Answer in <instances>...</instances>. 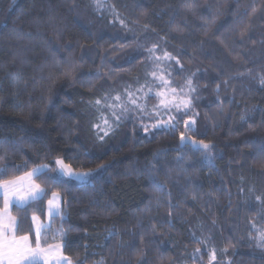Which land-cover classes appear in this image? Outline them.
<instances>
[{
    "label": "trees",
    "instance_id": "16d2710c",
    "mask_svg": "<svg viewBox=\"0 0 264 264\" xmlns=\"http://www.w3.org/2000/svg\"><path fill=\"white\" fill-rule=\"evenodd\" d=\"M151 50L193 81L191 109L174 131L131 122L99 139L105 96L144 83ZM261 76L264 0H0V179L57 158L111 162L88 184L50 187L19 234L33 213L47 222L56 191L67 204L47 242L73 264H264L252 238L264 229ZM193 140L214 145L211 160Z\"/></svg>",
    "mask_w": 264,
    "mask_h": 264
},
{
    "label": "snow or ice",
    "instance_id": "6c2138e0",
    "mask_svg": "<svg viewBox=\"0 0 264 264\" xmlns=\"http://www.w3.org/2000/svg\"><path fill=\"white\" fill-rule=\"evenodd\" d=\"M191 7V5H188ZM255 11V9H253ZM243 36L244 33L241 32ZM168 57V53L164 54ZM159 59V58H157ZM177 63L179 61L177 60ZM155 76V73H153ZM162 79V78H161ZM164 84L167 86L168 81L164 80ZM189 91H195L192 88V80L186 81ZM260 84L264 86V76L260 77ZM182 92L183 89H180ZM173 96L171 100L166 98L164 92L157 93V96L163 97L160 99L158 105L154 106V111L159 115L162 111L171 112L172 108L176 109L179 113L182 108L188 109L191 100L179 98L177 102L178 94L176 89H172ZM129 103L135 108H140L143 112L144 108L137 103V99L132 92H128ZM105 105L112 109V114L115 117L117 126L121 119V116L129 111V108L120 103L121 96L118 94L114 97L115 104L108 100L105 96ZM97 106L101 105V100H96ZM116 109H120L117 113ZM184 114H187L186 112ZM243 119V117H242ZM105 125H108V120L105 118ZM179 123V117L177 115H171L168 120L162 118L151 125L154 129L172 130L174 131ZM194 121H184L186 131H194L192 125ZM96 127H99L98 125ZM110 128L111 126L108 125ZM145 131H148L147 126ZM108 132L105 131V136ZM103 140V137H99ZM181 142L185 143L188 141V137L181 133ZM193 145H198L204 150V155L208 160H211L212 149L214 145L211 143H204L203 141H192ZM2 159V157H0ZM75 159V157H73ZM182 159V157H181ZM111 166V162H105L97 165L96 168L87 170L74 169L70 164L65 163L64 158H57L55 160V167H50L49 163H41L33 166L30 170L23 173L20 176H13L8 179H0V196L3 199V207L0 208V264H73V261L67 256L63 255L62 248L63 243L49 244L47 242V236L49 231L52 230V223L56 217L61 218V228L64 221V208L67 202L63 199L59 192L53 191L51 198L47 201V212L49 221L44 223L40 220V217L33 213L31 217V225L24 234H19L22 231L21 224L22 220L27 219V210L30 206L38 204L48 194L49 188L55 185L63 184L66 187L71 183L77 184H88L95 180L100 174L106 172ZM27 167V163L24 165H16V171H20L21 168ZM8 170L6 166H0V178L7 176ZM43 178L44 184L47 187H42L41 184L36 183V180ZM156 187L160 188L162 185L157 184ZM257 199H261L257 197ZM10 206L17 208L19 211L25 213V216H13L10 212ZM264 219V217H261ZM252 228L255 230V235L252 236L256 240V246L264 250V229L257 228L255 224H252ZM34 233V240L32 234ZM53 239H55L56 232L52 233ZM63 236V233H61ZM203 243V242H201ZM197 252L200 249L196 250ZM211 259H215V252L213 251ZM77 264L82 262L77 261ZM98 264H104L103 261Z\"/></svg>",
    "mask_w": 264,
    "mask_h": 264
},
{
    "label": "rangeland",
    "instance_id": "374dc122",
    "mask_svg": "<svg viewBox=\"0 0 264 264\" xmlns=\"http://www.w3.org/2000/svg\"><path fill=\"white\" fill-rule=\"evenodd\" d=\"M94 3L97 7H101L105 3V0H94ZM148 61L150 66L145 75L146 81L136 88L131 87L128 90H125L123 94L117 93V95L119 94L121 96L120 103L125 104L129 108V111L121 116V119L118 122L119 126H117L115 117L112 114V109L108 108L106 105L100 107L101 109L99 110L100 113L98 117L99 127H95L100 136L105 137V131H107L109 135L112 133L114 128L123 125L128 126L131 122H133L144 134H149L151 132L162 130L151 127L153 123L158 122L161 118L166 121L171 115H177L179 117V115H185L184 113H188V110L191 109L193 104L192 96L195 95V91L188 90L186 81L190 78L183 76L182 67L179 63H177V61L169 55L168 57H165L164 54H158L154 50L150 51ZM153 73H155V76H153ZM176 73H179L178 75H181V77H177ZM164 80L169 82L167 86L164 84ZM192 88L196 90L195 85H193V81ZM172 89L177 90V102H179V98L191 100L189 108H182L179 113L176 112L175 108H172L171 112L162 111L159 115H157L154 111V106L158 105L160 99L163 98L157 96V93L164 92L166 94V98L171 100L173 96ZM180 89H183V91L181 92ZM128 92L134 93L135 97L138 98L137 103L144 108L143 112L140 111V108H135L131 103H129ZM114 97L110 101L113 104L116 103ZM116 112L119 113L120 109H116ZM105 118H107L108 125L111 126L110 128L108 125H105ZM146 126L148 128L147 132L145 131ZM0 199H2V196H0ZM12 207L13 206H10V211ZM46 220L47 222L49 220L48 212L46 213Z\"/></svg>",
    "mask_w": 264,
    "mask_h": 264
}]
</instances>
